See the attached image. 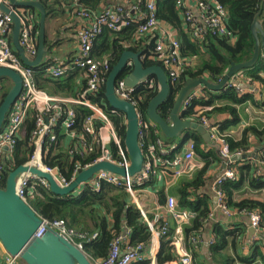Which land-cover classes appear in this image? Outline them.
<instances>
[{
    "label": "built area",
    "instance_id": "built-area-1",
    "mask_svg": "<svg viewBox=\"0 0 264 264\" xmlns=\"http://www.w3.org/2000/svg\"><path fill=\"white\" fill-rule=\"evenodd\" d=\"M2 1L7 2V0ZM72 1L76 6L77 16L82 19V24L79 25L77 31V51L69 63L56 64L53 61H47L48 63L44 65L43 75L57 79L77 70L83 71L85 83L82 84L76 97L52 95L38 86L34 67L23 62L13 45L11 34L14 24L12 16L0 9V67H6L19 73L23 83L22 91L11 106L7 122L0 133V184L6 179V165L13 160V151L30 115L34 119V127L31 131L33 149L24 165L50 173L59 186L70 185L77 178L80 170L88 169L103 161L122 168H127L130 165V158L126 146L123 145L122 137L118 134L111 116L105 109V100L99 98L111 71V59L106 57L102 62H98L93 56L92 50L96 39L106 30L120 31L136 25V39L143 42L148 35L158 31L159 34L155 37L153 55L155 60L162 63L171 85L179 82L181 76L192 66V61L182 55L181 42L178 36L168 23L160 20L158 0H143L142 6L138 1L134 3V0H125L124 2L108 0L107 4L100 10L83 6L80 0ZM176 4L182 15L181 18L195 42L204 43L208 34L231 40L236 39L227 25L228 10L218 0H177ZM21 20L20 44L25 49L27 56L33 59L38 53V39L34 31L39 18L35 20L32 14L27 12L21 16ZM261 57H264V52H262ZM244 74L243 71L236 73L227 82L224 89H236L240 94L255 93L259 88L258 83L253 81L244 84L242 81ZM80 80L83 82L82 79ZM146 83L154 88V82L147 80ZM2 87L0 81V92ZM136 89L137 87H128L125 79H118L115 85L116 94L121 99L128 100L136 106L140 116L139 142L145 158L142 171L135 176L123 177L117 173L99 170L92 179L82 182L78 186L80 192L84 188H90L92 191L100 193L105 186H113L126 190L137 200L140 186L149 182L152 177L172 175V177L178 178L186 170L193 171L195 169L196 145L193 140L188 141L184 151L180 150L178 143L168 142L162 136L153 141L147 140L145 129L153 123L143 118L138 109L133 97ZM203 91L202 87L196 88L184 102L182 110L185 112L192 107L193 103L203 95ZM79 107L89 110L82 121L78 120ZM198 107L197 119L191 120L197 121L206 128L210 133L212 142L220 146V153L225 162V170L215 177L212 183V189L216 196V206L208 217L213 218L216 211H221L227 217L244 213L249 217L251 226L258 230L263 221L260 211H237L229 208L223 189L227 180L238 178L237 170L231 166L235 162L233 157L239 160L245 159L243 156L247 153L243 150L231 152L226 135L222 134L219 125L215 124L211 117L205 114L212 110L213 106L199 105ZM61 131L67 134L69 153L79 157L71 179L62 175L57 166H51L46 162L48 154L58 141ZM262 164L264 165V161ZM254 175H262V171L257 170ZM39 186L50 189L49 182L45 178L28 170L18 177L16 192L22 200L30 205V202L37 196V187ZM166 214L175 221L172 244L175 247L176 258L171 264H195L192 250L186 243L184 227L197 214L188 209H180L174 196L167 198ZM42 219L43 222L34 237H42L48 229L55 230L85 252L92 264H131L154 257L153 251L146 254L148 250L146 243L140 242L136 245L130 243V230L118 234L112 240L107 257H92L85 251V243L96 239L98 237L97 232L89 233L70 227L63 219ZM161 219V215H157L153 220L145 218V222L152 230L153 245L158 244L170 229V222L166 218ZM188 242L197 246L200 243V235H191ZM5 264L26 263L18 255L7 254Z\"/></svg>",
    "mask_w": 264,
    "mask_h": 264
},
{
    "label": "trees",
    "instance_id": "trees-1",
    "mask_svg": "<svg viewBox=\"0 0 264 264\" xmlns=\"http://www.w3.org/2000/svg\"><path fill=\"white\" fill-rule=\"evenodd\" d=\"M228 10L227 25L234 33L236 40L232 42L231 39L208 34L204 43L195 42L190 35V32L185 25L183 19L179 16L177 9V0H158V16L160 20L165 21L174 29L177 30L178 39L181 42L182 55L190 59L194 65L190 66L187 71L181 76V79L176 84L171 85V94L169 98L159 107V112L164 118L169 117L171 108L174 105L175 99L187 78L190 77H207L213 83L220 82L223 76L228 72L231 63H243L250 60L254 55L255 38L252 32V25L255 17L262 22L264 27V0H218ZM46 10L47 17L56 13V3L49 0L41 1ZM40 13L35 8H31ZM40 22V21H39ZM37 22L34 34L39 33L40 24ZM104 37L105 43L94 45L92 54L98 62L106 57H109L111 70L119 61L122 53L126 50H133L143 53L145 66L162 65V63L154 58L155 39H149L145 42L137 41L136 39V25L124 28L120 31L106 30L100 35ZM44 62L39 66L34 67L36 72V79L38 86L47 90L54 95L69 96L77 91L75 87L76 71L61 78L53 79L44 77ZM131 68H126L119 76V80L125 79L131 72ZM80 71V70H77ZM246 78L250 81H258L264 83L262 71L264 72V57L260 58L259 63L252 69L242 70ZM111 72V71H110ZM7 77H2L4 80ZM149 81L154 82V88L150 87L148 83H141L137 86L133 97L136 105L143 118H147V109L150 101L159 91V84L155 76H151ZM3 82V81H2ZM85 83V80L83 81ZM105 89V87H104ZM104 89L100 92L99 98H105ZM10 88H5V91L0 97V104L6 97ZM205 95L208 98L197 100L192 107L184 112V118L197 119V106H213L214 108L206 115L211 113L229 112L232 115V120L226 121L222 124V129L225 130L233 125L240 123V116L237 112V106L249 101L253 98V94H240L236 89H222L220 95L215 96L214 92L209 89H204ZM215 99L226 100L227 103H219L216 105ZM105 100V99H104ZM105 109L111 116L118 134L122 137L123 145L125 147L126 135V120L124 114L121 112H114V110L106 103ZM89 110L79 107L78 120L82 121L88 114ZM8 118V117H7ZM7 122V121H6ZM34 127V119L32 115L29 116L22 135L18 139L17 146L13 151V160L6 165V179L11 170L23 165L27 162L29 155L32 152L31 145V131ZM147 140L153 141L157 137L165 136L157 125H150L145 129ZM258 139L262 144V151L260 160L264 161V127L258 128L256 126L246 127L242 138L238 141L231 138L229 135L225 137L228 139L231 152L235 153L238 150L248 152L250 149V137ZM189 141L193 140L196 145V154L204 163L202 168L188 171V175L192 176L190 179L182 178L176 184V195L178 197V204L180 209H188L195 212L197 215L191 220L189 224L184 227V234L186 241L191 235H195L204 227V218L208 216L210 209L208 206V195L200 193L199 190L207 183L210 178L208 176V169L215 164L224 162L218 149L209 147L202 139L201 135L191 130L188 132ZM187 138V139H188ZM168 142H175L177 139H167ZM67 134L60 132L59 139L55 143L54 148L49 152L46 162L51 166H57L62 175L67 179H71L74 167L78 161V155H71L67 149ZM180 150L182 145H180ZM242 160L235 161L231 164L238 172L236 180H227L223 189L226 194L227 204L229 208L237 211L242 210H259L264 219V200L245 198L240 201L234 200L235 191L240 190L247 182L256 188H264V180L261 175H254L259 169L251 168L249 164H240ZM155 177L143 184L142 186L155 183ZM140 186V187H142ZM173 192V190H172ZM39 194V195H38ZM36 197L30 202L31 207L42 217L48 220L63 219L70 227L79 230L88 231L89 233H98V237L89 243H85V251L92 257L105 258L110 250L112 240L124 232V223L131 229L130 243L136 245L140 242L151 245L152 230L145 222L144 215L139 207L133 203L127 192L117 189L113 186H105L100 193L92 191L90 188H84L80 193L75 192L59 196L54 194L50 189L44 187H37ZM161 203H165L169 194L161 191L159 193ZM195 196V198L193 197ZM112 221V222H110ZM174 228L169 229L166 236L161 238L160 248L156 256L155 264H164L175 260V247L173 243ZM242 231V229H241ZM241 231L237 233H241ZM219 235L220 231L217 232ZM250 261L249 259H244ZM231 262V260H229ZM131 264H154L149 258L142 261L132 262Z\"/></svg>",
    "mask_w": 264,
    "mask_h": 264
},
{
    "label": "water",
    "instance_id": "water-1",
    "mask_svg": "<svg viewBox=\"0 0 264 264\" xmlns=\"http://www.w3.org/2000/svg\"><path fill=\"white\" fill-rule=\"evenodd\" d=\"M18 5L35 8L40 13L38 53L33 59L27 56L25 49L20 44L22 20L21 15L15 9ZM0 9L12 16L14 24L13 43L23 62L33 67L41 65L49 52L46 44L47 10L43 3L39 0H10V3L7 4L5 1L0 0ZM252 32L255 38L253 57L243 63L232 62L228 72L218 83H213L207 77L187 78L175 99L168 118H164L159 112V107L171 94V83L163 66L159 64L145 66L142 52L124 51L108 75L104 89V99L105 103H108L114 111L124 114L127 127L124 142L130 158V165L127 168H122L107 161L97 163L88 169L80 170L77 178L66 187L59 186L50 173L36 167H28L23 164L11 170L6 184L4 186L0 185V241L8 254L20 256L26 264H92L85 252L55 230L48 229L42 237H34L43 219L31 205L22 200L17 194L18 177L30 170L45 178L54 194L66 196L73 193L82 182L92 179L93 175L99 170L117 173L123 177L127 175L135 176L142 171L145 158L139 142L141 130L139 113L136 106L128 100L121 99L115 91L116 82L126 68L132 69L129 75L125 77V83L128 87H137L141 83H145L151 76H155L157 79L159 91L149 103L147 118L161 129L165 138L178 139L185 132L193 130L200 134L206 143H213L210 133L202 124L184 118L183 104L196 88L202 87L218 92L224 89L227 82L236 73L241 70L252 69L258 65L262 52H264V27L258 16L255 17ZM2 77L10 78L13 86L0 104V133L7 121L11 106L23 88L22 77L16 71L0 67V79ZM248 155H244L243 158H247ZM233 160L236 161L238 158L233 157ZM249 232L251 236L255 232V228H249Z\"/></svg>",
    "mask_w": 264,
    "mask_h": 264
},
{
    "label": "crops",
    "instance_id": "crops-1",
    "mask_svg": "<svg viewBox=\"0 0 264 264\" xmlns=\"http://www.w3.org/2000/svg\"><path fill=\"white\" fill-rule=\"evenodd\" d=\"M49 1L52 3H56V13L55 16L53 14L47 17L46 44L49 52L45 56L43 62L53 61L56 64L62 62L69 63L77 51V31L79 25L82 24V19L77 16L76 6L73 4L72 0ZM116 1L124 2L125 0ZM136 1L140 2L142 6L143 0H134V3H136ZM80 2L83 6L100 10L105 4H107L108 0H80ZM6 3H10V0H7ZM15 9L21 16H24L27 12H29L32 14L35 20H38V13L34 10H31V7H22L18 5ZM178 12L179 16L182 17L179 10ZM170 27L177 36V30L174 29L172 26ZM158 34L159 32L157 31L153 34L148 35L144 39V42L147 41L148 38L155 39ZM35 36L38 38V34H36ZM11 37L13 42V31ZM103 39L104 37H100L99 41H97V43L94 45L96 46L101 42L105 43ZM235 40L236 39L232 40V42H234ZM194 63L195 60H193L192 65H194ZM76 73H78V75H75V87L77 88V91L69 96H59L76 97L77 93L81 90L82 84H84V82H82L80 79H82L83 81L85 80V73L83 71H76ZM262 73L264 72L262 71ZM262 76L264 78V74H262ZM1 79L0 81H3V87L0 92V97L5 91V88H11L13 86V82L10 78H5L4 80ZM242 81L244 84H249L253 82L246 78L245 75L242 76ZM254 83H258L259 88L255 91V93H253V98L237 106V112L240 116L239 124L233 125L230 128L223 130L222 124L226 121L232 120V115L227 111L220 113H211L209 115L211 119L215 122V124L219 125V129L222 134L229 135L236 141L242 138V134L246 127H264V92L262 89V83L258 81H254ZM219 92L220 91L214 92V95H220ZM202 93L203 95L200 97V100H207L208 98L206 97L205 92L203 91ZM215 101H217L216 105L218 106L219 103H221V105L223 103H227V101L223 99H215ZM198 106L197 110H199ZM187 138L188 132H185L178 140L175 141L179 145H182V151H184L190 139ZM250 143L251 146L247 152V154L249 155L246 159H241L242 161L240 162V164H250L251 168L259 169V171H262L261 176L264 177V165L262 164V160H260V154L263 146L261 143H259L258 139L253 136L250 137ZM207 144L208 150L210 149L209 147H215L220 153V146L217 143ZM237 161H239V159ZM194 165L195 169L202 168L204 165L198 154H196L194 158ZM224 170L225 162L215 164L211 168H209L207 178H210V180H208L207 183L203 186V188L199 190L200 193H204L209 196V199L207 200L210 212L215 210L216 206V196L212 189V183L215 177L221 174ZM187 172L188 170H186L183 175L178 178H174L172 177V175H163L161 177L156 176L154 184L150 183L149 185L142 186L139 188L137 200L126 190L124 191L128 193L130 200L135 203L141 211H144H142L143 215L145 216L144 219L146 218L147 220H153L156 218L157 215H161L162 219L166 218L170 222V227L175 229V221L172 219V217L166 214L167 199L165 203H161L159 193L163 191L166 196L167 194H169V196H174L178 201V197L175 193L177 187L176 184L182 178L190 179L192 177L188 175ZM193 197L195 198V196ZM245 198H259L261 200H264V188H256L252 186L250 182L246 181L245 185L240 190L235 191L234 200L240 201ZM161 223L162 221L160 222L159 226L161 225ZM203 224L204 227L197 233L200 235V243L197 246H193L188 241L186 242L192 250L195 264H264V219L262 221V226L258 230L255 229V232L251 236L249 228H251L252 226L250 224L249 217L244 213L227 217L221 211H216L214 217H208V219L204 221ZM123 228L124 232L120 233H126L127 230L131 231V229L125 223L123 225ZM218 231L221 232L220 235L217 233ZM239 231H241V233H237ZM160 242L161 239L158 244L153 245V242L151 241V245L148 246V250L146 251V254H149L151 253V251H153L154 257L151 260L154 264L157 253L160 248ZM7 254L8 252L0 241V264H5ZM244 259H249L250 261H246ZM229 260H231V262H229ZM173 261L164 264H171Z\"/></svg>",
    "mask_w": 264,
    "mask_h": 264
},
{
    "label": "rangeland",
    "instance_id": "rangeland-1",
    "mask_svg": "<svg viewBox=\"0 0 264 264\" xmlns=\"http://www.w3.org/2000/svg\"><path fill=\"white\" fill-rule=\"evenodd\" d=\"M245 73H246V72H245ZM244 75H245V74H244ZM262 89H263V92H264V83H262ZM178 139H179V138H178ZM178 139H177V140H178ZM79 192H80V189H79V188L75 190V193H79Z\"/></svg>",
    "mask_w": 264,
    "mask_h": 264
},
{
    "label": "flooded vegetation",
    "instance_id": "flooded-vegetation-1",
    "mask_svg": "<svg viewBox=\"0 0 264 264\" xmlns=\"http://www.w3.org/2000/svg\"><path fill=\"white\" fill-rule=\"evenodd\" d=\"M7 181V180H6ZM6 181L5 182H2L0 185L4 186L6 184Z\"/></svg>",
    "mask_w": 264,
    "mask_h": 264
},
{
    "label": "clouds",
    "instance_id": "clouds-1",
    "mask_svg": "<svg viewBox=\"0 0 264 264\" xmlns=\"http://www.w3.org/2000/svg\"><path fill=\"white\" fill-rule=\"evenodd\" d=\"M38 39V38H37ZM44 63V62H43ZM242 71V70H241ZM154 124V123H153ZM246 159V158H245Z\"/></svg>",
    "mask_w": 264,
    "mask_h": 264
}]
</instances>
